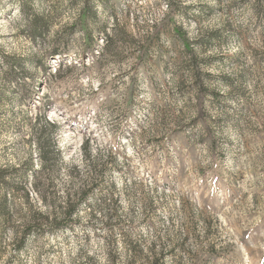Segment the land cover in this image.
<instances>
[{"label":"rangeland","instance_id":"obj_1","mask_svg":"<svg viewBox=\"0 0 264 264\" xmlns=\"http://www.w3.org/2000/svg\"><path fill=\"white\" fill-rule=\"evenodd\" d=\"M45 121L63 161L34 206L95 187L22 246L11 192L0 264H264V0H0V168L39 167Z\"/></svg>","mask_w":264,"mask_h":264},{"label":"trees","instance_id":"obj_2","mask_svg":"<svg viewBox=\"0 0 264 264\" xmlns=\"http://www.w3.org/2000/svg\"><path fill=\"white\" fill-rule=\"evenodd\" d=\"M87 14V6L82 10L81 17L85 18ZM176 33L179 34L185 43H188L187 36L183 31L182 27L174 24ZM32 32L36 33L42 28L32 20L30 25ZM203 43V42H201ZM192 49H190L191 51ZM5 59V57H4ZM14 64L11 65V69H14ZM21 70V66L18 65ZM15 73V72H14ZM19 73V72H18ZM53 127V128H52ZM57 127L49 122L45 121L43 126L39 128V136L36 139L35 150L37 156L39 157L38 168H34V160L32 155L23 164L17 166H7L0 168V184L3 185L6 193L3 196L2 202L0 203V215L4 223H7L13 219L12 210L9 206L8 195L11 192L24 191V197L27 203L31 207L30 224L23 230L22 236L17 240L19 246H22L30 234L31 231H41L46 222H50V225L54 224L57 228H68L71 225V221L76 220L75 217L79 212L80 203L87 198L90 192L95 187L96 179L88 180L84 179L79 188H77L73 193L68 194L66 205L61 206V212L56 213L55 216L52 214L55 212L49 211L48 213L35 207L31 202V193L28 189V185L32 186L34 192L38 195V199L42 202L46 199L45 196L41 195V188L45 186L44 180L47 182L49 187L53 184V177L57 172V168L60 161H63V152L59 148L57 141L55 139L54 133ZM51 130V131H49ZM96 166L93 167L95 169ZM78 168L76 166L71 167V173L76 174ZM96 171V170H95ZM101 175L103 174L102 169L100 170ZM49 188L46 187V190ZM70 197H74L71 199ZM153 252V249H152ZM134 257L145 258L137 249L133 248ZM159 257L153 258L151 264H159Z\"/></svg>","mask_w":264,"mask_h":264}]
</instances>
